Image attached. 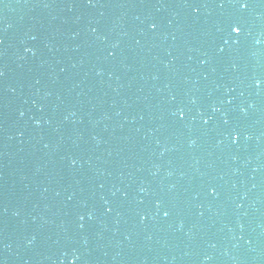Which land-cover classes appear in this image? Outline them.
Segmentation results:
<instances>
[{
  "label": "water",
  "instance_id": "1",
  "mask_svg": "<svg viewBox=\"0 0 264 264\" xmlns=\"http://www.w3.org/2000/svg\"><path fill=\"white\" fill-rule=\"evenodd\" d=\"M0 264H264V0H0Z\"/></svg>",
  "mask_w": 264,
  "mask_h": 264
},
{
  "label": "snow or ice",
  "instance_id": "2",
  "mask_svg": "<svg viewBox=\"0 0 264 264\" xmlns=\"http://www.w3.org/2000/svg\"><path fill=\"white\" fill-rule=\"evenodd\" d=\"M241 8L247 7V0H238ZM232 31L238 36L240 34V27L238 25L233 26Z\"/></svg>",
  "mask_w": 264,
  "mask_h": 264
}]
</instances>
